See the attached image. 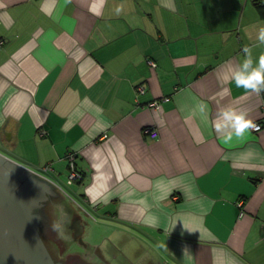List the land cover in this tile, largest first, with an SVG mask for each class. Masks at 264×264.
<instances>
[{
	"label": "crops",
	"instance_id": "1",
	"mask_svg": "<svg viewBox=\"0 0 264 264\" xmlns=\"http://www.w3.org/2000/svg\"><path fill=\"white\" fill-rule=\"evenodd\" d=\"M261 6L0 0L1 154L71 204L107 264H264V91L232 79L245 46L264 55ZM227 108L262 129L226 143ZM68 154L80 203L37 174L66 179Z\"/></svg>",
	"mask_w": 264,
	"mask_h": 264
},
{
	"label": "water",
	"instance_id": "2",
	"mask_svg": "<svg viewBox=\"0 0 264 264\" xmlns=\"http://www.w3.org/2000/svg\"><path fill=\"white\" fill-rule=\"evenodd\" d=\"M52 189L0 153V264H107L85 239L71 204ZM45 207L46 236L52 235L43 240L37 210Z\"/></svg>",
	"mask_w": 264,
	"mask_h": 264
},
{
	"label": "clouds",
	"instance_id": "3",
	"mask_svg": "<svg viewBox=\"0 0 264 264\" xmlns=\"http://www.w3.org/2000/svg\"><path fill=\"white\" fill-rule=\"evenodd\" d=\"M259 40L264 43V29L260 31ZM243 52L246 54V58L240 69L233 72L232 79L237 88L244 89L246 93L254 92L258 94L264 91V55H261L258 64L253 66L251 50L245 46ZM206 107L204 104L198 106L201 118L204 121L208 119ZM214 127L218 133H225L224 141L227 143L233 139V136L237 139H243L255 125L247 119L246 113L227 108L220 112Z\"/></svg>",
	"mask_w": 264,
	"mask_h": 264
},
{
	"label": "built area",
	"instance_id": "4",
	"mask_svg": "<svg viewBox=\"0 0 264 264\" xmlns=\"http://www.w3.org/2000/svg\"><path fill=\"white\" fill-rule=\"evenodd\" d=\"M4 46V41L0 40V49ZM149 64L152 66V67H156L155 63H153L152 61H149ZM150 107H152L153 109L157 110L158 109V105L157 103H152L150 105ZM262 125L261 124H255V127H253V131L255 132H258L262 129ZM143 134L145 136H148V137H151L153 139H156L158 137V132L154 129H152L151 127H146L143 129ZM67 160H68V163H69V176H68V180H69V183L71 182H74V181H79L82 179V175L79 171H77L76 167H75V156L74 155H71V154H68L67 156ZM46 172L48 171H53V168L51 166H47L45 167L44 169ZM238 206L240 208H242L243 206V202L240 201L238 203Z\"/></svg>",
	"mask_w": 264,
	"mask_h": 264
},
{
	"label": "rangeland",
	"instance_id": "5",
	"mask_svg": "<svg viewBox=\"0 0 264 264\" xmlns=\"http://www.w3.org/2000/svg\"><path fill=\"white\" fill-rule=\"evenodd\" d=\"M3 152V150L0 148V153H2ZM4 154V153H3ZM5 154H7L6 156H7V158H9L10 160H12L11 158H13L12 156H10V154L9 153H5ZM13 161V160H12ZM14 162H17V161H14ZM17 164L18 165H21V163H18L17 162ZM37 174H40L41 176H43V177H45L47 180H49V181H51L52 183H54V184H56L59 188H61L62 189V191L64 192V193H66L69 197H71V198H73V200H75V201H77V202H79L80 203V198L71 190V188L70 187H68L67 186V178L68 177H65L66 179H63V178H61V180H57L55 177H53L50 173H45V172H39V173H37ZM57 182V183H56ZM78 203V204H79ZM80 205V204H79Z\"/></svg>",
	"mask_w": 264,
	"mask_h": 264
},
{
	"label": "flooded vegetation",
	"instance_id": "6",
	"mask_svg": "<svg viewBox=\"0 0 264 264\" xmlns=\"http://www.w3.org/2000/svg\"><path fill=\"white\" fill-rule=\"evenodd\" d=\"M27 179L29 180V179H32V180H34L32 177H29V176H27ZM35 181V180H34ZM51 199L52 198H50L49 200H47L46 201V204L48 203L49 204V202H51ZM48 207V206H47ZM47 207H45V208H42V209H39V210H37V214L39 215V231H40V234H41V237L43 238V240H45L48 236L50 237L52 234H49L48 236H46V231H47V233H49L48 231V229L47 228H49L48 227V221H47V215L45 214L44 215V213H45V209L47 208ZM45 238V239H44ZM46 242V241H45ZM52 251V250H51ZM59 253H61V252H59ZM58 253V254H59ZM64 254V253H63ZM69 261H71V259L69 260Z\"/></svg>",
	"mask_w": 264,
	"mask_h": 264
},
{
	"label": "trees",
	"instance_id": "7",
	"mask_svg": "<svg viewBox=\"0 0 264 264\" xmlns=\"http://www.w3.org/2000/svg\"><path fill=\"white\" fill-rule=\"evenodd\" d=\"M262 7V9L264 8V6H261Z\"/></svg>",
	"mask_w": 264,
	"mask_h": 264
}]
</instances>
